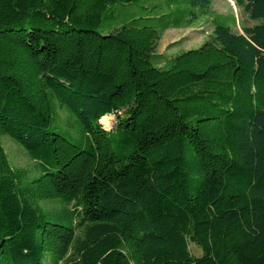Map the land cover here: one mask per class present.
<instances>
[{
  "label": "trees",
  "instance_id": "16d2710c",
  "mask_svg": "<svg viewBox=\"0 0 264 264\" xmlns=\"http://www.w3.org/2000/svg\"><path fill=\"white\" fill-rule=\"evenodd\" d=\"M148 1L0 0V264H264V0L171 56L213 0Z\"/></svg>",
  "mask_w": 264,
  "mask_h": 264
},
{
  "label": "rangeland",
  "instance_id": "374dc122",
  "mask_svg": "<svg viewBox=\"0 0 264 264\" xmlns=\"http://www.w3.org/2000/svg\"><path fill=\"white\" fill-rule=\"evenodd\" d=\"M152 3L159 5L161 9H166L163 0H152L144 2L143 5L149 7ZM195 13L198 14V17L193 20L189 27L167 28L163 30L161 37L155 44V52L164 54V56H171L181 50L197 47L208 39L213 30L214 20L221 16L227 18L224 21L225 24L230 25L234 32L239 33L242 32L244 27H250L258 23V21L251 20L243 12L242 8L235 5L233 0H213L206 14L200 15L198 11H195ZM142 15L143 12L140 6L128 5L119 13L118 22L122 23L132 18L141 17ZM145 22L143 20L140 24ZM108 121L110 125L107 127L100 123L106 128H111L114 125L115 116L113 114L108 115ZM1 142L13 167L29 169V179L38 175L37 169L34 168V161L27 156L26 152L20 146L8 136H3ZM188 247L192 254L200 255V249L192 242L188 243Z\"/></svg>",
  "mask_w": 264,
  "mask_h": 264
},
{
  "label": "bare ground",
  "instance_id": "6f19581e",
  "mask_svg": "<svg viewBox=\"0 0 264 264\" xmlns=\"http://www.w3.org/2000/svg\"><path fill=\"white\" fill-rule=\"evenodd\" d=\"M100 122L102 124H104L106 127L110 125L109 121H108V116H103L101 119H100Z\"/></svg>",
  "mask_w": 264,
  "mask_h": 264
}]
</instances>
